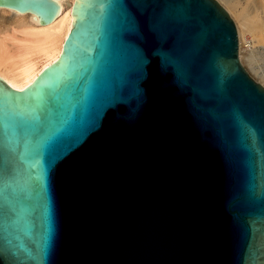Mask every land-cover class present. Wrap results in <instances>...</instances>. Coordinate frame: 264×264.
<instances>
[{"label": "water", "instance_id": "obj_1", "mask_svg": "<svg viewBox=\"0 0 264 264\" xmlns=\"http://www.w3.org/2000/svg\"><path fill=\"white\" fill-rule=\"evenodd\" d=\"M76 14L61 61L28 88L0 83V264H264V83L229 12L82 0Z\"/></svg>", "mask_w": 264, "mask_h": 264}, {"label": "bare ground", "instance_id": "obj_2", "mask_svg": "<svg viewBox=\"0 0 264 264\" xmlns=\"http://www.w3.org/2000/svg\"><path fill=\"white\" fill-rule=\"evenodd\" d=\"M57 1L59 15L47 24L33 12L0 6V83L6 89L28 88L63 58L82 0ZM216 1L235 19L240 61L264 83V0Z\"/></svg>", "mask_w": 264, "mask_h": 264}, {"label": "rangeland", "instance_id": "obj_3", "mask_svg": "<svg viewBox=\"0 0 264 264\" xmlns=\"http://www.w3.org/2000/svg\"><path fill=\"white\" fill-rule=\"evenodd\" d=\"M232 17V16H231ZM232 19L234 20V22H235V19L232 17ZM235 24H236V22H235ZM237 27V26H236ZM242 63V62H241ZM242 65H243V67L246 69V71L250 74V76L255 80V81H260L259 79H258V77L255 75V73H253L250 69H249V67H248V65L247 64H243L242 63Z\"/></svg>", "mask_w": 264, "mask_h": 264}, {"label": "snow or ice", "instance_id": "obj_4", "mask_svg": "<svg viewBox=\"0 0 264 264\" xmlns=\"http://www.w3.org/2000/svg\"><path fill=\"white\" fill-rule=\"evenodd\" d=\"M51 227H52V225H51V218H50V214H49V216H48V218H47V223H46V225H45V230H46V232L50 235V233H51Z\"/></svg>", "mask_w": 264, "mask_h": 264}]
</instances>
